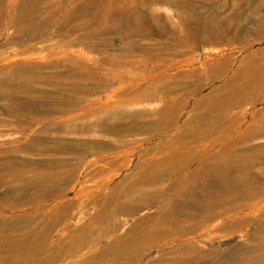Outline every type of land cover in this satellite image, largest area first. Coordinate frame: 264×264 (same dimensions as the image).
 <instances>
[{
	"label": "rangeland",
	"instance_id": "rangeland-1",
	"mask_svg": "<svg viewBox=\"0 0 264 264\" xmlns=\"http://www.w3.org/2000/svg\"><path fill=\"white\" fill-rule=\"evenodd\" d=\"M0 264H264V0H0Z\"/></svg>",
	"mask_w": 264,
	"mask_h": 264
}]
</instances>
